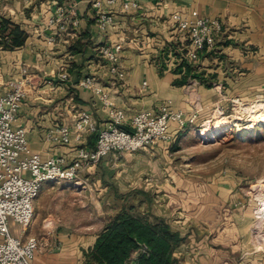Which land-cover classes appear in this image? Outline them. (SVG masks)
Listing matches in <instances>:
<instances>
[{"label":"rangeland","instance_id":"374dc122","mask_svg":"<svg viewBox=\"0 0 264 264\" xmlns=\"http://www.w3.org/2000/svg\"><path fill=\"white\" fill-rule=\"evenodd\" d=\"M10 28L0 34V45L10 43ZM198 75L186 70L176 80L185 85L186 103L203 101L200 95L211 98L213 92L198 91ZM10 82L5 91H29L22 78ZM219 107L204 108L170 141L109 153L82 175V184L45 182L31 226L24 230L10 219L11 234L38 239L34 264H83L98 234L126 209L163 219L180 233L178 264H253L264 253L259 252L264 251V123L258 121L264 117V95L226 96ZM221 116L230 117L231 126L205 136Z\"/></svg>","mask_w":264,"mask_h":264},{"label":"crops","instance_id":"0c3cea01","mask_svg":"<svg viewBox=\"0 0 264 264\" xmlns=\"http://www.w3.org/2000/svg\"><path fill=\"white\" fill-rule=\"evenodd\" d=\"M101 1L102 10L114 17L106 33L97 28V9L90 0H0V18L19 25L27 34L25 43L13 50H4L0 45L3 68L0 95L7 92L5 86L11 79L25 81L29 91L17 124L25 127L33 152L43 158L73 157L77 147L95 146V137L67 146L46 138L56 125L73 123L77 108L91 112L99 127L107 126L108 112L99 96L79 84L89 75L98 78V83L114 97L117 107L125 109L129 117L140 111L157 110L168 100L174 109L185 111L187 116L195 111L193 102H185L182 89L185 85L181 87L176 82L186 69L176 70L177 58L171 54L173 49L182 54V40L169 21L177 10H197L201 16L223 23L214 51L202 52L195 62L185 56L184 63L191 74L199 73L198 91L213 92L210 99L200 95L203 101L198 102L197 116H201L204 108L216 104L219 107L226 96L247 100L264 95V0H136L139 8L131 10L123 9L124 0H116L114 4ZM69 2H76L80 23L77 27L70 24L68 33L56 35L55 28L49 27V18L59 5ZM52 35L55 42L49 44ZM78 42L84 51L72 52L70 46ZM119 42L123 45L121 65L126 78L115 85L100 57L99 47ZM61 67H66L69 73L65 82L58 77ZM52 79L56 86H50ZM144 81L148 82L145 87ZM182 129L172 124L170 130L175 133ZM260 242L264 247V239ZM256 257L259 258L253 264H264V253Z\"/></svg>","mask_w":264,"mask_h":264},{"label":"built area","instance_id":"2783aa9c","mask_svg":"<svg viewBox=\"0 0 264 264\" xmlns=\"http://www.w3.org/2000/svg\"><path fill=\"white\" fill-rule=\"evenodd\" d=\"M115 2L108 0L110 4ZM90 3L97 9V28L106 33L114 23L113 15L102 10L101 0H90ZM76 6V2L59 5L49 18V27L55 28L56 35L68 33L70 24L74 27L79 25ZM137 8L139 3L136 0L123 1L124 10ZM169 21L182 40L181 55L175 49L171 50L177 58L175 69L185 61V56L195 62L202 52L214 51L223 31V23L219 19L203 17L197 10H177L171 14ZM48 42L54 44V35L49 37ZM122 51L121 42L99 47L100 57L105 61L115 85L126 78V71L121 65ZM58 77L63 82L69 79L66 67H61ZM79 84L99 96L109 120L107 126L101 128L91 112L77 108L73 123L58 124L48 132V141L66 146L74 142L82 143L86 137H95L94 147L83 144L76 148L73 157L58 155L43 158L33 152L25 127L17 124L26 92L16 87L0 95V264H33L40 247L38 239L31 235H12L9 220L22 225L24 230L31 226L36 214L35 202L45 182L82 184V175L109 153L134 152L170 141L172 124L182 129L194 123L200 111L199 103H192L195 111L187 116L185 111L174 109L172 101L168 100L157 110L140 111L129 117L125 109L117 107L114 97L98 83L96 76H86ZM147 84L144 81L142 86Z\"/></svg>","mask_w":264,"mask_h":264},{"label":"trees","instance_id":"16d2710c","mask_svg":"<svg viewBox=\"0 0 264 264\" xmlns=\"http://www.w3.org/2000/svg\"><path fill=\"white\" fill-rule=\"evenodd\" d=\"M0 28L3 32L10 28L6 37L10 43L3 44L6 49L13 50L25 43L27 34L19 25L1 18ZM70 49L75 53L84 51L80 42ZM178 67L190 70L184 62ZM183 241L180 233L163 219L150 220L121 209L98 234L93 247L85 251L83 264H178L174 250Z\"/></svg>","mask_w":264,"mask_h":264},{"label":"bare ground","instance_id":"6f19581e","mask_svg":"<svg viewBox=\"0 0 264 264\" xmlns=\"http://www.w3.org/2000/svg\"><path fill=\"white\" fill-rule=\"evenodd\" d=\"M259 122L264 123V117L261 116L258 118ZM232 121L230 120V117H225V116H221L217 119V121H215L214 124L207 126V128L205 129V136H210L213 133H215L216 131H218V127H223V128H228L229 126H231ZM246 126H243V130L245 129ZM220 131V130H219Z\"/></svg>","mask_w":264,"mask_h":264}]
</instances>
